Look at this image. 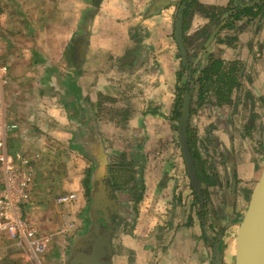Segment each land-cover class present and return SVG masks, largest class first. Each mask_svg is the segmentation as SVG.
I'll list each match as a JSON object with an SVG mask.
<instances>
[{"label": "crops", "instance_id": "0c3cea01", "mask_svg": "<svg viewBox=\"0 0 264 264\" xmlns=\"http://www.w3.org/2000/svg\"><path fill=\"white\" fill-rule=\"evenodd\" d=\"M176 2L0 0V122L18 126L8 134V151L31 154L36 161L33 188L45 178L47 187L53 185L49 174L38 173V163L55 165L56 158L63 159L68 152L82 164V171L76 169V185H71V193L81 201L83 155L96 163L93 154L101 145L108 149L113 130L105 118L112 102L119 99L115 107L132 110L127 131L136 133V147L144 152L141 160H131L137 165L141 198L134 224L126 231L129 223L120 221L112 239V264H212V246L204 237L170 122L178 68L173 37ZM196 18L194 25L201 23ZM226 53V59L240 56L251 61L243 47ZM260 76L264 79L263 70ZM126 95L129 98L122 101ZM226 111L221 127L213 130L222 142L233 123L232 112ZM204 117L202 112L195 120L201 121L202 150L211 147L209 135L215 129L202 124ZM242 117L248 113L240 111L238 122ZM243 138L238 136L240 143ZM235 148L233 169L246 183L238 185L239 197L241 189L252 191L257 163L248 152L239 159L237 144ZM203 161L206 175L214 178L216 173L218 184L207 187L214 203L219 182L225 186L228 172L224 160H215L216 170L209 168L213 160ZM27 205H35L31 201L25 205L28 219L27 208H33ZM32 223L40 228V223ZM224 239L225 244L231 241ZM222 245L219 241V250ZM10 248L0 242V254Z\"/></svg>", "mask_w": 264, "mask_h": 264}, {"label": "rangeland", "instance_id": "374dc122", "mask_svg": "<svg viewBox=\"0 0 264 264\" xmlns=\"http://www.w3.org/2000/svg\"><path fill=\"white\" fill-rule=\"evenodd\" d=\"M211 1H214V3L217 2V0ZM76 45H80V43H78L77 41ZM81 57L82 54L78 56V59H81ZM177 60L179 64V53L177 55ZM248 75L251 76V73H248ZM212 86L213 85H209V88H211ZM127 98H129V95L122 97V101ZM117 101L120 100L117 99L112 102V106L114 107L110 109L107 117L105 118L110 123H112L113 133L111 132L110 134H108V136L110 137L109 147H107L108 149L104 148V152L107 156H109L108 164L112 187L114 188V190H116V192L120 194L122 192V202L124 206L127 205L126 212L128 215L124 219L127 220V223H129L127 224L128 226H125V230L127 231L130 227V224H134L135 222L138 195L140 194L141 188L140 180H138L139 177L136 175L137 165L135 161L141 160L142 153L144 152L142 148L136 147L134 141V136L136 135V133L130 130L127 131V124L128 121H131L132 110L129 108L126 109L125 107H115L117 105ZM245 118L247 117L242 118V123L245 121ZM193 122V125H195L196 122L194 121V118ZM229 130L230 132L225 142H221L222 140H220L221 143L217 142V146H209L211 149L205 146V150H202L201 147L203 145V138L200 137L198 139L200 143L197 146V148H200V152L204 160H213L209 165L210 169L216 170L217 165L215 160H224L222 166L224 167L225 172H228V174L225 175L226 189L224 186L222 188V185L219 182L220 188L219 190L217 188L218 193L213 199L214 203L211 204L212 207L219 212V215L221 214V221L216 222L214 219V217H216V214H212L211 216H209L208 221L206 222L207 229L210 225L208 232H210L209 234L212 240H216V238L220 235L221 237L226 236V238H231V241H228L227 244H225V239L224 241L220 240V243L222 241L223 245L219 250V264H235L236 238L251 198V190L249 189H241V196L239 197L238 195L232 196L231 182L234 172L233 166L235 167L236 162V159L234 158L236 156V153L234 151V147L236 146V144L239 150V159H241L242 153L248 152L249 154H253V156L255 157L254 160H256L257 163L258 176L260 171L264 167V150L260 148L258 144L263 136L258 133V130L252 131L253 136L249 139L243 138L241 140V143L238 140L239 129L236 128V142L233 140V136L235 135V127L230 126ZM70 155L71 154H68L67 152L63 159H61L59 156V158H56L55 160V165L51 164L50 166H47L46 164L39 165L38 163V173L42 175L49 174V180L53 185L47 187L46 178L44 179L45 181L43 179L37 181L38 183L36 182V185L33 188L31 199V203H33L35 206L27 205L33 208V210H31V208H27L28 210L26 211V213H28V219L32 222L36 221L40 223L39 226L42 233L54 236L53 241L48 246L47 252L40 257L42 264H67L68 255L74 242L79 236L85 233L88 227H90L91 225V176L92 171L97 168V164L86 154L83 155L85 157V159H83V162L85 163V171L83 172L84 177L80 186L81 194H83V197H81V201L79 198V200H76L75 204L66 207L58 204L59 198L70 194L73 184L76 185V169L77 171L83 170L81 168L82 164H80V162L75 159H71ZM131 160L135 161L132 162ZM41 162L45 161L42 160ZM124 164H126V166H124ZM2 177L3 172L0 167V186ZM257 180L258 179L253 182V185L256 184ZM241 183L244 184L245 181L241 180ZM134 186H137V188H134ZM214 186H216V184ZM223 193L226 196L225 199ZM225 200L227 201L226 205L224 202ZM234 206L237 210V212L235 213L233 212ZM65 218L68 220V224H64ZM119 226L121 228L122 225L119 224ZM222 229L224 230L222 231ZM210 250L212 254V261V247H210ZM9 255L11 260L18 262V264H33V262L30 260L29 255L25 254L24 252L13 250L12 248H10V250L3 249V253L0 254V261L9 257Z\"/></svg>", "mask_w": 264, "mask_h": 264}, {"label": "flooded vegetation", "instance_id": "af4514ba", "mask_svg": "<svg viewBox=\"0 0 264 264\" xmlns=\"http://www.w3.org/2000/svg\"><path fill=\"white\" fill-rule=\"evenodd\" d=\"M193 1H198L201 5L204 6L205 11L210 12L214 7L222 9L228 6L230 2V0H217L216 3L211 0H189L188 3H192ZM183 6L180 4V0H177L175 20L177 18V12L179 8ZM234 7L239 12L242 11V9H250V12L241 13L238 20H236L235 23L230 27L227 26L230 20L229 15H219L217 17L219 18L217 22L216 18L213 19L212 17H208L209 15L204 13V11L202 12V10H191L189 16V28L188 31L185 32L186 34H184L183 24V41L184 36L189 39V44L187 45L184 41V45L188 52L186 64L183 63L182 54L175 39V31H173V37L176 42L177 55L179 53V64L176 72V99L170 115V122L172 130L176 137V143L179 149V158L184 161L182 151L179 146V139L177 136L180 120L173 123L171 118L172 113L175 109V105L179 100L181 103L182 115L183 100L184 97L188 94L191 97V117L188 123V129L190 127L194 132V136L196 137V149L200 156V167L203 173V177L208 179L210 182H214V185L218 184V182L215 183L216 174L214 175V178L210 175H206V163L205 161H203L204 158L202 157L200 149L197 148L199 142L198 139L201 121L200 124L196 122L195 125H193V118L195 121L197 118H199L202 112L205 113V116L207 118L204 117L202 124L205 123V125H207L210 123L211 126L209 127L215 128L210 131L211 134L209 135V144L211 147H214V145L217 146V142L221 143L222 141L220 142V139H218L216 133H214L213 130H216L217 127H221L219 123L221 122V120H223L221 119L222 116H224L223 112L227 110L226 113L228 114L231 111L233 116V123L231 125L235 127V135L233 136V140L235 142L237 140L236 128L239 129V137L240 135H242L246 139H249L253 136L252 131L258 130V133L263 136L258 144L260 148L264 150V111H258V109L264 110V79L260 76V72L262 70L264 71V0H234ZM198 16L201 19V23H199L198 25H194L195 21H197L196 17ZM223 23L224 26L222 27V29L216 35L214 40L208 45V42L215 29ZM242 47L248 52V57L251 58V61L248 58L241 59L240 56L236 58L226 59V56H228L226 52L229 51V49H240ZM212 61L219 62L218 65L213 69ZM254 66H256V69H258V71ZM258 67H260V70ZM248 73H251V76H249ZM209 85L213 86L209 88ZM240 111L248 113V117L245 118L246 122H238ZM208 119L210 121H208ZM238 123L242 124L241 127H238ZM173 126L177 127L176 130ZM203 135L205 134L203 133ZM234 151L236 153L235 147ZM234 158L236 159V156ZM263 169L264 167L260 171L259 176L257 175L258 172L255 173V178L258 179L257 182L259 181ZM232 178L236 180V186L235 188H233L234 185L233 182H231V192L232 196H236L238 195V185L241 183L236 170H234ZM187 179L189 188L192 190V194L196 202V198L194 195L195 192L192 188L188 173ZM256 184L253 185L251 195ZM224 187L226 189V185ZM204 190L205 188H203V194ZM225 198L226 196L224 194V199ZM224 202L226 205L227 201L225 200ZM234 207L233 212L235 213L237 212V210L236 207L235 209ZM214 213L216 214V222H220L221 214L219 215V212L215 209ZM198 216L201 219L202 217H204L207 222L209 216L211 215L206 214L204 206V208L201 207V209H199ZM201 224L203 225V223ZM223 230L224 229H222V231ZM204 237H206L205 233ZM221 238L222 237H220V240Z\"/></svg>", "mask_w": 264, "mask_h": 264}, {"label": "water", "instance_id": "95a60500", "mask_svg": "<svg viewBox=\"0 0 264 264\" xmlns=\"http://www.w3.org/2000/svg\"><path fill=\"white\" fill-rule=\"evenodd\" d=\"M184 10L185 6L179 8L177 12L174 31L183 63L186 64L188 52L183 41ZM223 26L224 23L215 29L208 45L214 40ZM190 105L191 97L187 94L183 100L177 136L192 188L199 198L201 207L204 208L205 197L203 188L206 185L198 177L188 144V123L191 117ZM93 156L96 158L97 168L92 171L91 176V225L74 242L68 255L67 264H112L111 257L114 253L112 239L118 234L120 221H123L127 216V205L124 206L122 202V192L120 194L112 187L108 164L109 156L104 152L102 145ZM232 182L233 188H235L236 180L233 178ZM201 220L205 236L212 246V264H219L218 243L221 235L216 240H212L206 226V219L202 217ZM235 256V264H264V169L252 192L248 210L240 225L236 238Z\"/></svg>", "mask_w": 264, "mask_h": 264}, {"label": "built area", "instance_id": "2783aa9c", "mask_svg": "<svg viewBox=\"0 0 264 264\" xmlns=\"http://www.w3.org/2000/svg\"><path fill=\"white\" fill-rule=\"evenodd\" d=\"M17 128L15 124L0 122V167L3 172L0 189V242H7L12 249L29 255L33 264H42L40 257L47 252L54 236L42 233L25 216V205L32 199L36 161L31 154H11L8 151V134ZM77 199L76 194L71 193L59 198L58 204L72 206ZM64 224H68L66 218Z\"/></svg>", "mask_w": 264, "mask_h": 264}, {"label": "trees", "instance_id": "16d2710c", "mask_svg": "<svg viewBox=\"0 0 264 264\" xmlns=\"http://www.w3.org/2000/svg\"><path fill=\"white\" fill-rule=\"evenodd\" d=\"M189 0H180V4L183 6L185 5L186 6V9H185V12H184V34H186L185 32L188 31V28H189V16H190V12L191 10L193 9H197V10H202V12L204 11V13L208 14L209 16L208 17H212L213 19L216 18L217 22H218V19L217 18L219 15H229V23L227 26H231L235 23L236 20H238L239 16L241 13H249L250 12V9H242V11H237V9H235L234 7V0H230L228 6L220 9V8H216L214 7L212 9V11H205L204 10V6L201 5L198 1H193L192 3H188ZM210 13V14H209ZM216 23V22H215ZM184 41H185V44H189V39L187 37L184 36ZM213 62V68H215L217 65H218V61H212ZM181 118V103H180V100L176 103L175 105V109H174V112L172 113V122H178ZM176 130V126H173ZM188 135H189V147H190V150H191V153H192V156L194 158V161H195V167H196V170L198 172V176L200 178V180L202 182H204L206 184L205 186V190H204V197H205V201H206V204H205V211H206V214L208 215H212V214H215L214 213V208L212 207V203H211V195H210V192L208 190L207 187H211L213 186V182H210L208 179L204 178L203 177V173H202V170H201V165H200V156H199V153L196 149V137L194 136V132L193 130H191V128L189 127L188 129ZM124 166H126V164H124ZM134 188H137V186H134ZM195 195V198H196V202H197V205L199 207V209H201V203L199 201V198L196 194ZM141 196L138 195V201L140 200ZM215 221H216V217H214ZM11 255V254H10ZM10 255L9 257H7L6 259L0 261V264H18V262L14 261V260H11L10 258Z\"/></svg>", "mask_w": 264, "mask_h": 264}]
</instances>
